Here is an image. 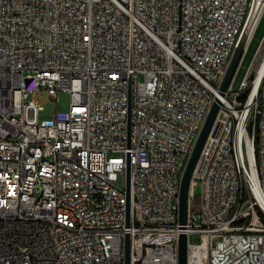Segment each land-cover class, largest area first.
<instances>
[{"label": "built area", "instance_id": "1", "mask_svg": "<svg viewBox=\"0 0 264 264\" xmlns=\"http://www.w3.org/2000/svg\"><path fill=\"white\" fill-rule=\"evenodd\" d=\"M263 12L0 0V264H123L125 237L128 264H177L179 234L185 264H264V35L255 88L251 60L219 92ZM39 92L66 93V110L39 120ZM214 100L181 230V176Z\"/></svg>", "mask_w": 264, "mask_h": 264}, {"label": "water", "instance_id": "2", "mask_svg": "<svg viewBox=\"0 0 264 264\" xmlns=\"http://www.w3.org/2000/svg\"><path fill=\"white\" fill-rule=\"evenodd\" d=\"M241 58V45L237 47L230 58L227 70L219 87V92H222L228 82L230 81L238 63ZM217 109V100H214L212 103L210 110L205 118V121L201 127V130L197 136L195 144L192 148L191 154L188 158V161L183 170L179 191H178V211H177V223L180 226V229H183V225L185 224V214H186V196L187 190L189 187V182L191 178V173L193 171L196 159L202 147V144L206 138V135L209 132V129L212 125L213 118ZM125 192L126 197L128 196V185L127 181L125 182ZM128 241L127 237L124 240V248H123V264H128ZM177 264H185V236L183 234H179L177 241Z\"/></svg>", "mask_w": 264, "mask_h": 264}, {"label": "rangeland", "instance_id": "3", "mask_svg": "<svg viewBox=\"0 0 264 264\" xmlns=\"http://www.w3.org/2000/svg\"><path fill=\"white\" fill-rule=\"evenodd\" d=\"M264 35V12L256 26V29L251 37V41L249 42L245 53L242 55L239 63L233 73V88L235 89L239 83V81L243 78L245 74V70L248 68L249 63L254 57L256 52V48L258 47L262 37ZM253 67H251V71H253ZM34 100L36 104L41 107V113L38 115L39 120L50 119L54 111L62 112L67 108L68 97L64 92H58L56 94V104L54 100L46 95L45 92H39L35 94ZM29 117H31V113H29ZM117 187L121 190H124V186L117 183ZM199 187L198 183L193 187V194L196 197L198 195Z\"/></svg>", "mask_w": 264, "mask_h": 264}, {"label": "bare ground", "instance_id": "4", "mask_svg": "<svg viewBox=\"0 0 264 264\" xmlns=\"http://www.w3.org/2000/svg\"><path fill=\"white\" fill-rule=\"evenodd\" d=\"M262 57H263V52H261L260 50L257 49L256 52H255V54H254V57L252 59V60H255V61H254V63L251 66L254 69L253 71H255L254 77L256 76L255 77V81H254V88L256 86L257 76H258V75H256V73L259 74L258 68H259V65H260V62H261ZM254 88H253V90H254ZM200 264H203V263H200Z\"/></svg>", "mask_w": 264, "mask_h": 264}]
</instances>
